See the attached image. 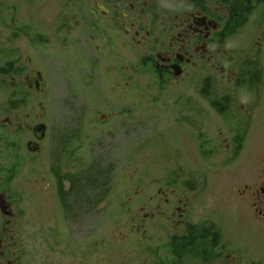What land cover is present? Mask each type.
Here are the masks:
<instances>
[{
  "label": "rangeland",
  "instance_id": "obj_1",
  "mask_svg": "<svg viewBox=\"0 0 264 264\" xmlns=\"http://www.w3.org/2000/svg\"><path fill=\"white\" fill-rule=\"evenodd\" d=\"M18 1L5 6H18ZM40 2L34 0L30 10L21 5L14 14L0 13L2 20L15 21L20 28L35 24L26 35L15 37L11 31L1 39L0 64L16 61L22 88L13 93L10 78L0 88V193L14 212L9 225L5 218L0 223V264H124L120 245L112 239L118 235L114 215L121 210L117 205L125 191L159 183L222 195L264 169L262 125L244 144L239 159L227 162L219 146V131H226L221 120L204 118V131L190 127L192 121L203 120L196 116L204 109L201 89L142 86L139 53L133 48L124 53L115 43L110 54L85 49L80 56L82 37L68 36L60 28L58 3ZM234 46L223 52L221 65L230 66L233 56L239 76L250 77L252 67L255 72L258 66L264 77V16H253ZM119 65L129 72L117 90ZM33 71L42 73L43 91L27 88L26 76ZM124 88L130 95L122 100ZM189 93L193 95L185 96ZM39 123L46 125L45 136L39 151L31 152L26 143L35 140L33 127ZM85 139L86 146L81 143ZM73 176L92 179L94 187L89 184L85 194L78 192L70 181ZM59 186L67 205L60 200ZM241 225L249 239L251 225L245 218ZM257 236L264 242L263 232ZM91 238L97 240L92 252Z\"/></svg>",
  "mask_w": 264,
  "mask_h": 264
},
{
  "label": "flooded vegetation",
  "instance_id": "obj_2",
  "mask_svg": "<svg viewBox=\"0 0 264 264\" xmlns=\"http://www.w3.org/2000/svg\"><path fill=\"white\" fill-rule=\"evenodd\" d=\"M8 1L0 0V13L6 10L14 14L21 5L30 10L34 0H17L19 5L11 8L5 6ZM54 1L59 5L58 15L63 22L60 28L68 36L78 34L84 38L79 39V55L85 49L99 55L110 54L113 43L123 48L124 53L133 48L140 57L142 86L148 84L159 90L165 85L201 89L204 109L196 116L203 120L192 121L190 127L204 131L207 123L204 118L221 120L226 131H219L222 141L219 146L224 148L227 162L238 160L244 144L250 142L260 125L264 127L263 69L256 66L253 72L252 67V75L242 77L233 56L227 62L228 67L219 62L227 48L234 46L246 23L253 16H264V0ZM0 20L4 26L0 28V53L5 33L15 31L16 37L35 27L33 22L24 29L17 27L15 21L8 24L1 17ZM9 25L11 29L7 30ZM3 68L11 69L3 73ZM117 69L118 90L128 77L129 68L122 69L119 65ZM37 72L42 76L40 71L26 76L31 91L44 90L43 76L35 81ZM198 73L202 75L197 76ZM17 77L16 61L0 64V88L10 78L13 93L17 92ZM129 95L124 88L119 98L124 100ZM107 118L103 114V120ZM81 143L89 144L86 139ZM160 185L125 191L120 196L122 204L117 206L121 210L114 215L118 235L112 242L120 245L118 250L124 264H264V242L257 236L264 233V169L222 195H212L206 189ZM2 195L11 215H4L0 209V223L5 218L9 225L14 212L6 195ZM244 218L252 227L249 239L243 237ZM90 242L92 252L97 240L91 238Z\"/></svg>",
  "mask_w": 264,
  "mask_h": 264
},
{
  "label": "water",
  "instance_id": "obj_3",
  "mask_svg": "<svg viewBox=\"0 0 264 264\" xmlns=\"http://www.w3.org/2000/svg\"><path fill=\"white\" fill-rule=\"evenodd\" d=\"M38 79H42V76L39 72L36 73L35 81ZM42 108V114H44L45 110ZM46 131V125L43 123L36 124L33 127V136L35 140H29L26 143L27 149L31 152H37L40 149V141L44 138ZM8 205H6V198L4 195L0 194V209L4 215L10 216L11 214L7 211Z\"/></svg>",
  "mask_w": 264,
  "mask_h": 264
},
{
  "label": "trees",
  "instance_id": "obj_4",
  "mask_svg": "<svg viewBox=\"0 0 264 264\" xmlns=\"http://www.w3.org/2000/svg\"><path fill=\"white\" fill-rule=\"evenodd\" d=\"M6 71L4 70V72L3 73H5ZM20 84V83H19ZM18 84V89H19V87H21L22 88V84L21 85H19ZM3 85H5V84H3ZM10 87H11V85H10ZM56 177H57V179H59V184L61 183V179H60V176L57 174L56 175ZM74 177V176H73ZM90 179V178H89ZM70 181L73 183V185H74V188H76L77 187V190H78V192H80V191H82L84 194H85V191H86V186L87 185H89L90 184V186H92V185H94V184H91L92 182V179L91 180H86V179H83V180H81V181H78V180H76V178L74 177V178H70ZM92 187H94V186H92ZM62 187L61 186H59V197H60V200H61V202H62V204L63 205H67L66 203H67V198H66V193H63L62 192V189H61ZM81 192V193H82ZM81 193H79V194H81ZM84 194H81V195H84ZM77 197V196H76ZM75 197V199L76 200H80L78 197L76 198Z\"/></svg>",
  "mask_w": 264,
  "mask_h": 264
}]
</instances>
